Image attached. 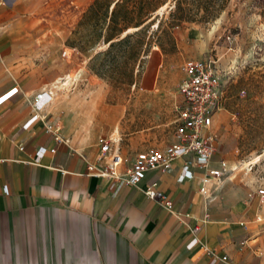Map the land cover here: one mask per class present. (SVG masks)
I'll return each instance as SVG.
<instances>
[{"label": "crops", "instance_id": "1", "mask_svg": "<svg viewBox=\"0 0 264 264\" xmlns=\"http://www.w3.org/2000/svg\"><path fill=\"white\" fill-rule=\"evenodd\" d=\"M29 8L27 0H0V96L16 88L0 105V264H207L211 253L228 258L214 264H264V196L243 180L221 179L204 197L198 168L194 179L176 181L179 157L164 173L149 170L137 186L112 196L107 179L85 174L96 140L109 138L108 131L91 89L64 95L57 87L81 83L69 74L86 65L37 42L42 37L30 31ZM42 91L51 94L47 110L60 116L49 129L52 112L31 120ZM113 137L123 157L174 141L121 146L116 129ZM39 146L47 151L34 162ZM152 182L171 208L146 197ZM202 223L198 243L188 247Z\"/></svg>", "mask_w": 264, "mask_h": 264}, {"label": "rangeland", "instance_id": "2", "mask_svg": "<svg viewBox=\"0 0 264 264\" xmlns=\"http://www.w3.org/2000/svg\"><path fill=\"white\" fill-rule=\"evenodd\" d=\"M93 1L27 0L30 31L42 37L37 42L61 52L73 47L86 65L81 73L69 74L81 83L69 81L57 90L66 95L91 89L101 128L114 144L115 129L121 146L163 144L175 131L183 60L211 57L223 73L225 92L223 109L212 123L229 163L222 180L241 179L245 187H264V0H229L207 24L183 22L173 27L168 14L173 2L168 0L153 12L149 20L158 16L152 23L130 39L134 55L118 54L113 61L100 53L107 46L102 39L92 44L99 29L104 33L105 24H79Z\"/></svg>", "mask_w": 264, "mask_h": 264}, {"label": "built area", "instance_id": "3", "mask_svg": "<svg viewBox=\"0 0 264 264\" xmlns=\"http://www.w3.org/2000/svg\"><path fill=\"white\" fill-rule=\"evenodd\" d=\"M75 53L76 49L67 46L61 52V57L64 60H71ZM183 61L182 78L179 83L181 99L174 106L176 112L174 141L163 147L149 146L123 157L114 152L110 138L99 136L96 140L97 150L94 161L87 162L85 174L107 179L112 196H116L124 185L137 186L149 170H159L164 173L171 168L172 161L179 157H183L184 160L176 181L180 183L185 179H194L192 168H198L201 170V175L197 177L198 189L204 197L212 194L216 182L220 181L228 171V160L219 148V140L212 124L215 114L223 109L225 100L223 73L217 60L211 57L188 58ZM15 92L16 88H12L3 93L0 96V105ZM50 100L49 92L42 91L34 96L33 106L38 112L34 113L31 120L51 115L47 110ZM58 121V116L51 117L48 129ZM55 138L58 140L57 136ZM46 151V147L39 146L33 161H38ZM54 151L55 148L49 150V152ZM144 193L147 198L164 200V206L172 207L166 195L157 189L156 182L148 184L144 188ZM257 194L264 196V187L258 188ZM202 227L203 223L197 224L192 229V238L187 243L188 247L198 243L196 236ZM219 259L228 262L227 256L218 257L215 253H211L207 264H214Z\"/></svg>", "mask_w": 264, "mask_h": 264}, {"label": "trees", "instance_id": "4", "mask_svg": "<svg viewBox=\"0 0 264 264\" xmlns=\"http://www.w3.org/2000/svg\"><path fill=\"white\" fill-rule=\"evenodd\" d=\"M168 0H94L85 13L79 24L90 22L92 24H105L104 33L97 31L92 44L102 39L107 44L102 52L112 61L118 54H133L131 38L141 34L148 23L158 15L154 14L159 6H163ZM229 0H171L172 7L168 10L169 26H177L183 22L207 24L216 19L227 6ZM149 20V21H148ZM147 21V22H146ZM157 23V28L160 25ZM139 27V28H138ZM138 28L122 36L127 29ZM167 32V31H166ZM169 33V32H168ZM139 50V49H137ZM115 51V52H114ZM138 52V51H137ZM91 70L95 73L96 69Z\"/></svg>", "mask_w": 264, "mask_h": 264}, {"label": "bare ground", "instance_id": "5", "mask_svg": "<svg viewBox=\"0 0 264 264\" xmlns=\"http://www.w3.org/2000/svg\"><path fill=\"white\" fill-rule=\"evenodd\" d=\"M116 139H118L117 135L114 136ZM258 159V158H257Z\"/></svg>", "mask_w": 264, "mask_h": 264}]
</instances>
